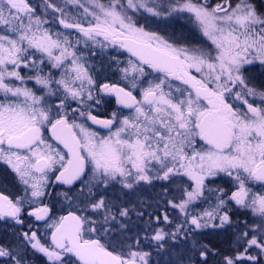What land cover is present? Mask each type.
<instances>
[{"label": "snow or ice", "instance_id": "1", "mask_svg": "<svg viewBox=\"0 0 264 264\" xmlns=\"http://www.w3.org/2000/svg\"><path fill=\"white\" fill-rule=\"evenodd\" d=\"M0 264H264V0H0Z\"/></svg>", "mask_w": 264, "mask_h": 264}]
</instances>
